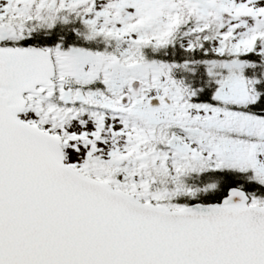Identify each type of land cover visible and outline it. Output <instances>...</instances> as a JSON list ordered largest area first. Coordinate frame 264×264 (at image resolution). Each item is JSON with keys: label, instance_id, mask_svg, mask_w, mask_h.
Here are the masks:
<instances>
[{"label": "snow or ice", "instance_id": "obj_1", "mask_svg": "<svg viewBox=\"0 0 264 264\" xmlns=\"http://www.w3.org/2000/svg\"><path fill=\"white\" fill-rule=\"evenodd\" d=\"M0 264H264V0H0Z\"/></svg>", "mask_w": 264, "mask_h": 264}]
</instances>
